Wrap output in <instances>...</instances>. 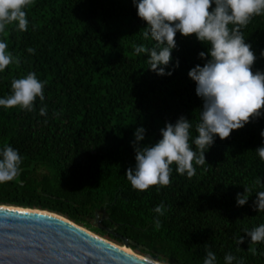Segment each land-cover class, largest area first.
Returning <instances> with one entry per match:
<instances>
[{"label": "trees", "instance_id": "obj_1", "mask_svg": "<svg viewBox=\"0 0 264 264\" xmlns=\"http://www.w3.org/2000/svg\"><path fill=\"white\" fill-rule=\"evenodd\" d=\"M25 11L27 31L14 23L0 34L19 59L0 72V98L12 93L14 78L35 72L46 82L45 99L33 111L0 106V149L8 144L22 157L18 177L0 183V204L59 213L120 245L126 237L135 252L168 264H203L207 250L216 264H226L227 254L232 264H264V242L252 244L246 234L264 224V211L253 208L264 190L256 150L264 146V115L227 139L216 136L191 178L172 165L168 186L140 191L126 177L136 165L139 127L146 130L140 144H154L183 115L195 150L203 99L189 71L206 63L199 53L209 45L177 32L172 60L161 65L172 74L159 75L148 53L135 52L156 41L143 37L147 23L133 0H33ZM241 31L257 57L253 71H264V15ZM245 186L251 196L238 206ZM161 203L166 211L158 216Z\"/></svg>", "mask_w": 264, "mask_h": 264}, {"label": "clouds", "instance_id": "obj_2", "mask_svg": "<svg viewBox=\"0 0 264 264\" xmlns=\"http://www.w3.org/2000/svg\"><path fill=\"white\" fill-rule=\"evenodd\" d=\"M32 3L33 0H0V34L14 23L19 30L27 31L29 20L25 9ZM133 3L138 16L147 23L143 37L151 36L156 41L151 49L140 45L135 52L148 53L149 68L157 74H172L161 65L167 66L172 60L177 32L185 37L195 35L209 45L207 53H199L206 63L197 64L189 71L196 82V93L203 99L200 122L196 125L195 150L190 143L192 124L183 115L175 124L168 122L160 130L162 139L154 144H140L145 139L144 127L137 128L134 133L136 165L127 169L126 177L133 188L145 191L152 186H168L172 165L180 175L186 173L191 178L196 172L194 165L202 166L206 162L205 152L214 144L216 136L227 139L233 130L264 115V71H253L257 57L241 31L254 16L264 15V0H133ZM28 51L31 53L34 49ZM13 63L18 64L19 59L8 50L6 41L0 39V72ZM45 83L35 72L14 78L12 93L0 98V106L33 111L37 98L41 102L45 99ZM40 114L46 115V108H41ZM256 150L264 160V146ZM21 164L19 151L5 144L0 149V183L18 177ZM257 183L261 181L258 179ZM256 194L253 208L264 211V190ZM250 196L251 191L245 186V191L237 194V205H245ZM153 211L162 216L166 209L161 203ZM155 227H161L159 218L155 219ZM246 234L252 244L264 242V224ZM244 239L240 237L238 243L242 244ZM234 259L232 254L225 256L226 264H232ZM152 264H168V261L154 258ZM203 264H216V254L207 250Z\"/></svg>", "mask_w": 264, "mask_h": 264}, {"label": "water", "instance_id": "obj_3", "mask_svg": "<svg viewBox=\"0 0 264 264\" xmlns=\"http://www.w3.org/2000/svg\"><path fill=\"white\" fill-rule=\"evenodd\" d=\"M59 213L0 204V264H152Z\"/></svg>", "mask_w": 264, "mask_h": 264}, {"label": "bare ground", "instance_id": "obj_4", "mask_svg": "<svg viewBox=\"0 0 264 264\" xmlns=\"http://www.w3.org/2000/svg\"><path fill=\"white\" fill-rule=\"evenodd\" d=\"M124 249H126V250H128V248L124 245V244H122L121 245ZM137 253V252H136Z\"/></svg>", "mask_w": 264, "mask_h": 264}, {"label": "rangeland", "instance_id": "obj_5", "mask_svg": "<svg viewBox=\"0 0 264 264\" xmlns=\"http://www.w3.org/2000/svg\"><path fill=\"white\" fill-rule=\"evenodd\" d=\"M107 238V237H106ZM108 239V238H107ZM123 244V242H121Z\"/></svg>", "mask_w": 264, "mask_h": 264}]
</instances>
